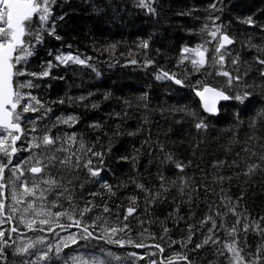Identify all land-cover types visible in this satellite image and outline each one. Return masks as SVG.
I'll list each match as a JSON object with an SVG mask.
<instances>
[{"label":"trees","instance_id":"obj_1","mask_svg":"<svg viewBox=\"0 0 264 264\" xmlns=\"http://www.w3.org/2000/svg\"><path fill=\"white\" fill-rule=\"evenodd\" d=\"M211 2L212 0H149L155 10L150 14L147 8L139 6V0H56L53 19L56 16H64L63 20H57V34L63 39L58 41L45 33L44 43L36 49L27 66L29 71L40 72L46 67L47 61L54 60V55L59 51H71L92 58L89 63L96 69L95 72L80 65L54 67L50 77L35 80L41 87L24 91H31L52 109L48 113L50 119L38 121L42 131L45 124L51 127L57 116L75 115L78 117V123L71 128L59 124L52 128L51 135L75 132L77 141L82 138L86 148L93 147L95 150H100L101 145L107 149L111 143V151L104 157L106 167L101 178L113 186L115 195H110L100 184L93 183V178L87 169L83 168V164L79 169L65 166L68 176H79V181L67 185L78 208L84 207L86 200H91L94 206L92 210L103 215V206L106 203L112 216L119 214L121 225L128 223L131 229L128 234L134 241L143 240L146 245L160 244L165 249L162 257L177 260L175 264H188L186 260H183L186 263L179 261L182 260L179 257L185 254L189 259H193L195 264H228L227 257L230 255L225 243H231L233 239L244 249V255L249 261L254 259L253 254L258 247L264 248V238L255 230V224L264 228V220L261 219L264 217V119H260L251 107L241 111L237 119L236 109L241 105L235 100L224 103L233 107L221 109L219 116L204 114L193 91L198 87L196 81L219 86L217 82L226 78L215 76V69L207 65L206 71L211 75L204 74L205 70L193 73L190 59L180 63L183 47H195L210 39L206 32H201L206 23L211 27V21L206 19L209 15L219 16L221 19L217 23L231 25L227 30L230 35H235L236 41L229 48L240 55L242 62L254 63V57L264 55V52L260 51L264 48V30L259 26L250 27L240 23V20L250 16L257 25L264 24V0H218V9L221 3L223 4L220 11L209 8ZM38 24L37 19L34 27ZM144 40L150 43L147 50L140 47ZM68 45H71V48ZM214 45L215 42L213 45H206L210 49L207 53L209 61L214 52ZM50 50L53 53L51 56ZM231 58L226 57V67L230 71ZM146 59L155 63L145 68ZM132 60L138 63H130ZM246 67L247 65L242 63L240 71L243 72ZM259 67L264 66L255 65V68ZM255 68L245 78L249 84L262 83ZM159 69L177 73L180 78L190 82L189 86L175 91L178 86L173 85L171 81H156L155 72ZM61 76L64 79L52 78ZM247 90L255 91L252 100L261 101L264 88ZM144 93L149 94L148 109L137 107L138 103H142L139 97ZM106 94L108 99L104 98ZM81 95L86 97L84 101L67 100L68 96L77 98ZM59 98H64L65 103H52ZM125 100L132 102L131 108L124 103ZM93 104L98 107H92ZM178 107H187L198 116L205 117L207 130L198 132L195 128L196 121L190 115L172 111ZM125 112L129 113L126 119L116 117L117 113L122 117ZM41 115L42 112L24 114L30 118ZM145 115L147 122L144 120ZM253 119L258 121L255 129L249 127ZM177 120L181 123H176ZM27 124L25 122L23 127ZM91 124H98L100 127L96 129L90 127ZM117 124H120L123 135H111ZM138 128L140 131L136 135H127L129 131L135 132ZM105 132L109 135H104ZM97 139L100 143H96ZM145 141L148 142L144 143ZM21 144L22 141L17 143V146ZM59 146L60 142H57L56 147ZM63 147L68 148L69 152H58L60 157L76 151L79 143L69 142ZM169 154L186 166L184 173H180L174 163L166 161ZM121 156H136L135 167L131 159L121 160ZM161 161L165 163L162 164ZM217 161H224V164L214 168L213 163ZM72 163H75L74 156ZM252 164L257 165L253 173L243 175ZM96 167L100 165L97 163ZM55 172L56 169H53L54 174ZM159 173L165 176L169 191L163 195L167 198L158 199L149 206L146 203V193L137 189L133 180L152 192L161 191ZM6 174L7 171L5 182ZM181 175L191 177L193 187L199 186L197 191L192 192V202L188 201L187 196L182 197L178 191V177ZM219 176H224L225 179L220 181ZM229 176L232 178L230 181L227 179ZM174 179L177 180L176 186L171 184ZM64 183L67 184V180ZM90 191L100 195L90 196ZM241 192L244 194L242 200L238 199ZM67 195L68 193H65V196L61 197L66 206ZM130 195L138 196L135 205L130 204L127 198ZM229 203L237 204L236 211L241 214V219L248 216L250 221H255L247 233L244 232L243 223L236 225V216L225 207ZM129 206H135L136 213L124 221L125 209ZM217 209L225 214L223 221L217 216ZM208 215H211L218 225L223 222L225 228L215 230L219 237L216 244L209 241L201 249L190 251L209 234L211 220L203 227L200 224ZM64 222L71 223L67 219ZM12 224L13 227H18V232L24 231L17 223ZM189 224L193 225L191 243H187ZM233 225H236L238 230L235 235L226 231ZM164 227L169 229L167 234L163 232ZM144 229H147V232H144ZM34 233L37 232L30 234ZM140 233H143V236ZM153 236L156 237L155 240L152 239ZM162 236L164 239H161ZM169 237L176 243L169 246ZM7 241L12 245V248L7 249L10 264L22 260L21 256L13 257L14 244L12 239ZM181 241L186 242V246H182ZM88 244L98 243L92 240ZM77 246L80 245L64 249L62 255L66 257L68 252ZM139 251L146 254L155 253V258L160 260V252L155 248L144 247ZM220 252L224 255H220ZM52 264L62 262L53 257Z\"/></svg>","mask_w":264,"mask_h":264},{"label":"snow or ice","instance_id":"obj_2","mask_svg":"<svg viewBox=\"0 0 264 264\" xmlns=\"http://www.w3.org/2000/svg\"><path fill=\"white\" fill-rule=\"evenodd\" d=\"M218 0H212L209 4V8L214 11L222 10L223 4L221 3L220 8H217ZM56 5V0H0V153L6 157L7 162L0 160V225L5 222H12L11 215L5 217V203L6 198L5 189L7 187L8 194L12 201L11 204L7 205V208L11 213H16L20 211V221L19 223L23 225L29 231H40L45 233H51L55 237L54 244L52 242H46L44 237H39L40 243L44 244L46 251H30L34 247L33 244H28L24 246H15L12 251L13 257L21 256L22 260L15 261L14 264H52L53 257L57 261H61L62 264H76L79 259L84 260V264H87L88 258H91V264H113L112 259H105V256L101 253H106L108 257H116L115 264H126L122 259L121 253L112 252L108 249H101V253L87 252L74 249L71 255L65 258L62 255L64 249L69 248L71 245H78L80 240L90 242L92 240H103L108 245H119L120 248H124L125 245H132L136 248L152 247L158 248L160 253H164L165 249L160 244L153 243L152 245H146L143 240L136 242L131 237V229L128 223H120V216L117 214L115 218H112L111 209L105 205L103 206V213L108 215L96 214L94 216H89L88 214L92 212L93 203L91 200H86L84 202V207L78 208L75 203V197L72 195L70 188L67 185H72L74 181H79V176L70 177L67 175V168L65 166L72 167L73 169H79L81 164L83 168L87 169L90 176L93 178V183H98L105 189L110 195H115L113 186L107 181L101 178L102 171L106 167L104 157L106 153L111 151V143L107 149L103 148L101 145L100 150H95L93 147H87L85 141L81 138L77 141V136L75 132L64 133L63 135L57 134L55 136L51 135L52 128L57 127L59 124L67 125L68 127H73L78 123V117L75 115L67 116H57L55 123L49 127L47 124L43 127V134H40V129L38 121H42L48 117V113L52 111L50 107L46 105L40 98L32 94L31 91H24L25 89H35L42 85L35 83V80H43L51 76V71L54 67H69L70 65H80L86 68H91L92 71L96 69L89 63L92 59L91 57H83L79 54H75L71 51L63 52L59 51L54 55V60H49L46 62V67H43L40 72H33L28 70V64L30 63V58L35 55L36 49L44 43L45 33L47 36L54 37L56 40H62L63 37L57 34V20H63L64 16H56L53 19L54 13L53 8ZM139 6L142 8H147L148 12L151 14L155 10L149 3V0H139ZM184 14V13H181ZM38 19V26L34 27L36 20ZM207 20L211 21V27L206 23L201 32L207 33L210 39L204 41L203 43L197 44L195 47L185 46L181 49V59L180 63L183 64L186 59H190L192 65V72L199 73L201 70H205L206 75H211V73L206 71L207 67L215 69V76L224 77L225 80L218 81L216 85H209L207 83H201L200 80L196 81V85L193 89L195 96L199 98L200 105L204 113H208L212 116H219L220 110L223 108L233 107L231 104H221L218 107V102L220 101H238L241 105L239 109H236L237 119L239 118L240 112L244 109L251 107L253 112H256L260 119H264V93L261 95V101H254L252 97L255 95V91H248L247 89L260 87L264 88V67L255 68V65L264 66V55L256 56L253 58L254 63L248 61H241L240 55L234 53L230 45H233L236 41L235 35H230L228 32V26H225L220 21L219 16L209 15L206 17ZM240 23L247 24L250 27L259 26L264 30V24L257 25V22L252 18L248 17L246 19L240 20ZM214 45V52L209 61L207 53L209 52V47L206 45ZM71 48V45H68ZM140 47L147 50L150 47V43L147 40L141 42ZM264 52V48L260 49ZM49 55H53L52 51H49ZM226 57H234L230 59V64L232 70L230 71L226 67L228 61ZM130 63L136 64L138 61L132 60ZM155 61L151 59H146L144 61V67L147 68L149 65L154 64ZM247 65L246 69L241 72V64ZM255 68L258 72L259 77L262 80L261 84H249L245 79L251 70ZM99 75V73H97ZM20 77H32L34 79H19ZM53 79H64V77H52ZM156 81H171L173 85L179 86V88L188 87L190 82H186V79L180 78L177 73L169 72L165 69H159L155 72ZM50 87V85H49ZM172 89L170 88V91ZM92 93H89L91 95ZM105 99H108V94L105 95ZM74 99L79 101H84L86 97L81 95L80 97L73 98L71 96L67 97L69 102ZM137 107H143L145 109L149 108V94L144 93L139 97ZM52 103H65L64 98H59ZM124 103L131 108L132 102L125 100ZM92 107H98L97 104H93ZM175 112H183L186 115H190L196 122L195 128L197 131L207 130L208 123L205 117L198 116L193 110H189L187 107L172 109ZM29 112H42L41 116L36 118L25 117L24 114ZM129 113L125 112L121 117L119 113L116 114L118 119H126ZM145 122H147V115L144 116ZM31 125V129H25L23 127L24 123ZM257 120L253 119L250 121L249 127L255 129L257 126ZM176 123H181L177 120ZM90 127L98 129L100 126L98 124H91ZM140 129L138 128L135 132L129 131L127 135H136ZM124 133L120 131V124L116 125V130L111 135H123ZM104 135H109L105 132ZM23 138V140H22ZM250 139L252 137H249ZM111 139V137H110ZM10 141V144L7 142ZM22 141L20 146H17V142ZM57 142H60V146L56 147ZM79 143V148L71 152L70 155H65L62 158L57 155L58 152H69L68 148L63 147L64 144ZM145 141L144 143H147ZM96 143H100L97 139ZM26 144L27 147L23 145ZM10 148V150H9ZM24 151L30 154L27 157H20L17 153ZM161 151L163 148L161 147ZM247 151V149H245ZM139 152V150H137ZM255 154V153H253ZM75 157V163H72V157ZM15 157V160H14ZM95 158V160L93 159ZM121 160L131 159L133 167H135L137 157L132 156L131 158L127 156H121ZM166 161L175 164L176 169L180 173H184L185 165L169 154L166 156ZM100 167H96V164ZM165 163V161H161ZM191 162L189 161V164ZM224 161H217L213 163V167L217 165H223ZM59 165L60 167H57ZM257 168V165L252 164L248 167V170L243 173V175L248 176L253 173ZM5 169L11 172V176L7 178L5 182ZM53 169H56L55 174ZM26 172L31 174V177L26 176ZM17 173L19 175H17ZM63 173V174H62ZM59 177V179H57ZM23 178V179H21ZM99 178V179H98ZM160 190L152 192L146 188L143 184L138 183L133 180L136 184L137 189L144 191L146 193V203L151 206L158 199H166L167 197L163 193L169 191L165 184V176L163 173H159ZM218 179L223 181L224 176H219ZM227 179L230 181L232 178L229 176ZM67 180V184L64 181ZM179 186L178 191L180 195L187 196L189 202L193 201L192 192L198 190V185L196 187L192 186V178L181 175L178 177ZM19 181V183H17ZM171 184L173 186L177 185V180H172ZM81 187L83 185L81 184ZM223 191V189H221ZM207 192L208 189L206 188ZM68 193L66 200L68 201V207H65L61 201V197ZM90 196H97L100 193L95 191L89 192ZM243 192L238 199H243ZM54 197V198H53ZM131 205H135L138 200V196L130 195L127 197ZM230 199V198H229ZM51 205L49 208L48 205ZM26 205L22 209L18 206ZM120 207V205H117ZM225 207L228 211L236 216V225L243 223L244 232L247 233L249 228L255 224V221H250L248 216H244L241 219V214L236 211L237 204H226ZM53 209H60L53 211ZM125 215L123 220L127 221L130 216L136 213L135 206H129L125 209ZM217 216L221 217L223 221V216L219 209L216 212ZM62 218H67L71 223H63ZM264 220V217L261 218ZM209 220L212 222V226L208 228V235L201 243H196L195 248L190 249V251H196L201 249L204 245H207L209 241L212 244H216L219 240L215 230L218 228H225V224L221 222L219 225L216 220L211 216H205V218L200 221L201 227H203ZM236 225H233L231 229H226L229 234L235 235L237 233ZM47 226V227H45ZM75 227L77 231H69V229ZM60 229L59 232L56 229ZM189 235L187 243L192 242L193 235V225H188ZM255 230L258 234L264 238V228H261L259 224H255ZM18 227H12L7 233V240L13 239L12 233H18ZM147 232V229L143 230ZM169 229L167 227L163 228V232L167 234ZM61 232L67 233L66 235H61ZM120 233H125V236H121ZM5 231L0 230V264H10L7 249L12 248L7 240H5ZM143 236V233H140ZM153 240L156 237H152ZM161 239H164L162 236ZM169 246L176 243L175 240L168 238ZM182 246H186V242H180ZM227 252L230 254L228 259V264H264V248L258 247L256 253H254V259L249 261L244 255V249L239 247L237 241L233 239L231 243H225ZM155 253H149V256H154ZM220 255H224L220 252ZM127 256H138L139 259L143 260L144 256L128 252ZM182 260H186L188 264H195L193 259L185 254L179 257ZM135 264V261L132 262ZM148 264H158L155 259H150ZM160 264H163V257H161ZM171 264V261H169Z\"/></svg>","mask_w":264,"mask_h":264},{"label":"rangeland","instance_id":"obj_3","mask_svg":"<svg viewBox=\"0 0 264 264\" xmlns=\"http://www.w3.org/2000/svg\"><path fill=\"white\" fill-rule=\"evenodd\" d=\"M25 129H29L30 130L31 129V125L27 124ZM39 129L41 130L40 134L42 135L43 134L42 128L40 127ZM7 144H10V141L7 142ZM23 146L27 147L26 144H24ZM9 150H10V148H9ZM29 154H30L29 152H24V151H21V152L17 153V155L22 157V158L23 157H27ZM57 155L59 156L60 154L57 153ZM61 157H62V155H61ZM0 160L4 161L5 163L7 162V159H6V157L3 156V153H0ZM6 171H8V169H5V172ZM9 173H10V176H11V172L8 171V175L6 174V178L9 177ZM17 175H19V174L17 173ZM26 176L31 177V174L26 172ZM21 179H23V178H21ZM17 183H19V181ZM5 191L7 192L6 193L7 194L6 195V200H5V206H6L5 207V217L11 215V218H12V222L11 223H17L18 226H21V228L24 229L23 232H20V233H22L21 235H18L17 233H13L12 242L14 244V247L15 246H24V245H28V244H33L34 247L31 248L30 251H32V252L46 251L47 249L45 248L44 244L40 243L38 238L39 237H44L46 242H52L54 244L55 237H53V235L52 236L51 235L50 236L49 235L48 236H44L41 233L40 234L38 233L40 231H37V233H34V234H30L33 231L27 230L23 225H21L19 223V221H20V211H17L16 213H11L10 210L7 208V205L11 204L12 201H11L10 196L8 194L7 187H6ZM18 207L22 211V209L24 207H26V205H20ZM48 207L50 208L51 205L49 204ZM65 207H68V206H65ZM56 210H60V209H53V211H56ZM96 212H97L96 210H92V212L89 213L88 215L89 216H94L96 214ZM103 215H105V214H103ZM106 215H108V214H106ZM112 218L114 219L115 217L112 216ZM64 219H67V218H62V221ZM11 223H8L7 220L5 219V222L2 225H0V230H4L6 235H7L8 231L11 229V227L9 228ZM45 227H47V226H45ZM70 231L74 232V231H76V228H74L73 230H70ZM57 232H59V231H57ZM66 234L67 233L61 232V235H66ZM6 235H5V240H7ZM120 235L121 236H125V238H126L125 233H120ZM7 242H8V244H10V241H7ZM78 245H80V246L72 248V250L68 252V255L65 258H67L69 255H71V253L73 252L74 249H78L80 251H87V252H96V253H101V249H108V250H111L112 252L121 253L122 259L126 262V264H132L133 261H135V264H148V261L150 259H155L157 261V258H155V256H149V253H147V254L146 253H142V252L140 253L139 249L137 250L136 247H134L132 245H125L124 248H120L119 245H104L103 243H98V244H94V245L92 244L91 245V244H88V242H86V241L82 242V243H79ZM128 252H133V253H137V254L143 255L144 259L141 260V259L138 258V256L129 257V256H127ZM101 254L105 256V259H112L113 264H115L116 257H108L106 253H101ZM142 261H144V262L140 263ZM76 263H84V260L83 259H79V260L76 261ZM87 264H91V258L90 257L88 258Z\"/></svg>","mask_w":264,"mask_h":264},{"label":"flooded vegetation","instance_id":"obj_4","mask_svg":"<svg viewBox=\"0 0 264 264\" xmlns=\"http://www.w3.org/2000/svg\"><path fill=\"white\" fill-rule=\"evenodd\" d=\"M22 140H23V138H22ZM20 142H21V141H20ZM8 171H9V170H8ZM8 171H7V175H8ZM9 172H10V171H9ZM9 177H10V173H9ZM6 195H7V194H6ZM64 221H65V219H64L62 222L65 223ZM66 224H67V223H66ZM9 228H10V226H9ZM73 229H74V227L71 228V229H69V231H70V230H73ZM56 231H60V229L57 228ZM76 231H77V229H76ZM36 232H37V231H36ZM19 233H20V232H18V235H19ZM39 233H41V234L44 235V236H48V235H49V236H50V235L52 236L51 233H45V232H39ZM94 241H96L97 243H101V241H103V240H94ZM82 242H85V241L81 240V241L78 242V244H79V243H82ZM102 243H103L104 245H108V244H106L104 241H103ZM136 249H137V248H136ZM137 250H138V249H137ZM140 253H141V252H140ZM142 253H144V252H142ZM157 261H158V264H160V261H161V260L157 259ZM169 261H171V264H175V263H176V262L174 263V260H172V259H171V260H167V259H164V258H163V264H169ZM182 263H186V261H185V262H182Z\"/></svg>","mask_w":264,"mask_h":264},{"label":"water","instance_id":"obj_5","mask_svg":"<svg viewBox=\"0 0 264 264\" xmlns=\"http://www.w3.org/2000/svg\"><path fill=\"white\" fill-rule=\"evenodd\" d=\"M230 46H232V45H230ZM229 46V47H230ZM179 87V86H178ZM196 97V96H195ZM197 98V100H198V102H199V104H200V101H199V98L198 97H196ZM228 102H230V101H227V102H224V101H220V102H218V107H219V105L220 104H224V103H228ZM200 107H201V105H200ZM201 109H202V107H201ZM202 111H203V109H202ZM204 113V112H203ZM204 114H206V115H209L208 113H204ZM209 116H212V115H209ZM20 141H18L17 143H19ZM5 200H6V198L4 199V203H5ZM10 227L12 228L13 227V224L11 223L10 224ZM75 228V227H74ZM19 234H22V233H19ZM150 245H152V244H150ZM145 248H152V247H145ZM139 250L141 249V248H138ZM155 249H157L158 251H159V249L158 248H155ZM160 252V251H159ZM162 255H163V253H160V259H161V257H162ZM179 261H183V260H179Z\"/></svg>","mask_w":264,"mask_h":264},{"label":"bare ground","instance_id":"obj_6","mask_svg":"<svg viewBox=\"0 0 264 264\" xmlns=\"http://www.w3.org/2000/svg\"><path fill=\"white\" fill-rule=\"evenodd\" d=\"M66 206V205H65ZM150 245V244H149ZM170 252V251H169Z\"/></svg>","mask_w":264,"mask_h":264}]
</instances>
